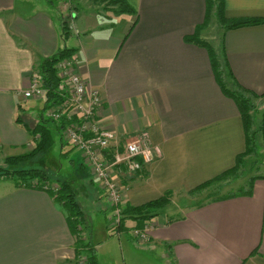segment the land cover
I'll list each match as a JSON object with an SVG mask.
<instances>
[{"label":"crops","instance_id":"0c3cea01","mask_svg":"<svg viewBox=\"0 0 264 264\" xmlns=\"http://www.w3.org/2000/svg\"><path fill=\"white\" fill-rule=\"evenodd\" d=\"M37 1L0 0V156L22 154L35 140L28 128L44 117L43 99L22 94L42 62L76 48L83 77L102 95L101 119L121 144L139 139L152 152L150 160L140 157L141 170L117 174L123 206L172 192L145 222L150 237L140 248H161L168 264H264V178L251 195L199 207L186 202L198 199L191 189L235 166L246 149L237 101L224 92L207 48L186 41L205 22L207 1L126 0L133 10L110 15L92 0H76L71 18L61 1H47L48 8ZM225 13L258 22L224 36L220 25L221 42H214L224 81L231 90L263 94L264 0H225ZM67 18L77 46L64 45L74 39L64 34ZM90 174L78 170L80 192L107 214L108 198ZM176 196L183 205L173 204ZM67 216L46 189L12 184L0 196V264H80Z\"/></svg>","mask_w":264,"mask_h":264},{"label":"trees","instance_id":"16d2710c","mask_svg":"<svg viewBox=\"0 0 264 264\" xmlns=\"http://www.w3.org/2000/svg\"><path fill=\"white\" fill-rule=\"evenodd\" d=\"M57 1L59 2L60 0ZM92 1L98 5L103 3L115 5L118 3V7L114 10L117 14L123 13L125 9L133 10L126 0ZM206 1L207 13L205 22L201 26L197 27L194 34L186 36V41L207 48L212 60L213 68L217 75V79L224 92L235 98L237 101L245 129L246 149L238 155L235 166L225 170L216 177L199 184L189 191L190 195L197 196L198 198L193 203L196 207L202 206L211 201H218L242 195H251L255 180L258 178H264V172H260L261 167L264 165V110L261 112L260 118L258 117L259 119H257L255 115L259 113V108L254 101V98L264 97V93L256 94L255 92L245 89L242 86H239V89L236 91L229 89L224 81L218 49L213 43L201 36L202 31L209 26L212 19H216L220 23L222 36H224L226 31L229 29L251 25L253 23H257L258 20L250 18L230 19L225 13V0ZM48 2L52 3L53 0H48ZM69 20L70 19L67 18L63 23L65 36H68L71 33L72 27ZM75 51L76 48H60L55 54L46 58L42 62L38 71L43 79L44 86L47 88V93L43 98V111L55 102L57 103L62 100V96L59 94L61 91L59 89L61 87V78L58 76L56 64L62 58L72 56ZM255 124H257L256 127ZM64 125L65 120L57 122L53 119L43 117L33 128L29 127L28 129L35 139L33 148L22 154L7 156L5 158L6 167L2 166L0 168V180L2 178L12 179L17 186L26 188L45 189L44 186L47 184H50L51 186L53 184L57 185L58 189L55 190L50 187L47 191L57 202L64 205L68 213L67 221L71 232L75 236L76 249L80 255L79 263L101 264L96 245L89 240V237H87L84 233V230L87 229L88 226L85 224L86 216L84 210L77 199L80 192V186L78 185L79 182L75 185L72 179L66 178L55 180L46 170L30 166V163L37 155L40 153H47L53 147L55 143V132H59L62 137V129L64 128ZM61 139L63 141V138ZM248 158L252 159V164L247 187L244 186L240 189L231 188L222 192L221 189L224 187V184L226 183L225 180L227 178L231 176L233 178L232 180H237L243 177V171L240 172V168L242 165L246 164V160ZM81 168L91 173L84 161L80 162V169ZM91 175L92 174H90V176ZM91 178H93V176H91ZM223 181L225 183H223ZM203 193H205V198L202 196ZM171 196L172 192L168 191L162 197L151 200L140 206L122 205V221L117 228L119 231H128L129 227L127 225V220L130 218L136 220L137 226L135 227L143 228L146 226V221L152 220L154 217L159 215L162 209L169 204ZM132 238L135 240L133 235Z\"/></svg>","mask_w":264,"mask_h":264},{"label":"built area","instance_id":"2783aa9c","mask_svg":"<svg viewBox=\"0 0 264 264\" xmlns=\"http://www.w3.org/2000/svg\"><path fill=\"white\" fill-rule=\"evenodd\" d=\"M61 78L62 96L44 111V117L57 122L65 120L62 138L78 149L88 166L93 179L104 190L112 207L113 226L120 225L123 216L124 191L117 174L137 172L143 168L140 157L145 161L152 158V152L146 143L134 140L121 144L118 134L101 119L103 98L101 93L83 77L76 55L62 58L56 64ZM47 93L40 73L36 74L30 86L23 91L26 99H43ZM58 189L57 185L47 184ZM149 226L135 227L132 235L138 242L149 240ZM121 235V233H118Z\"/></svg>","mask_w":264,"mask_h":264},{"label":"rangeland","instance_id":"374dc122","mask_svg":"<svg viewBox=\"0 0 264 264\" xmlns=\"http://www.w3.org/2000/svg\"><path fill=\"white\" fill-rule=\"evenodd\" d=\"M47 1L48 0H38L37 2L43 3V5L48 8ZM60 1V4L62 3L63 5V9H69L67 14L69 17H71L73 11L75 10V8H73V5L74 1L76 0ZM79 1L82 2V0ZM53 2L48 3L52 6L59 3L57 0H53ZM118 5V3L115 5L103 3L99 5V7L102 9V12L111 15L113 13L111 10H115ZM211 21L212 22L207 28L203 30V32H205V34L207 35L206 37L208 38V41L215 45L216 42H214V39L217 38L218 41H220L221 39L220 23L216 19H212ZM70 38L74 39L72 40V42H64V45L77 46L78 44L77 42H75V38H77L75 29L71 30L69 39ZM254 101L259 108V113L255 116L257 119H259L261 116V112L264 110V97L254 98ZM256 126L257 124H255V127ZM54 137L55 143L53 147L47 153H40L39 155H37L30 163V166L46 170L55 180L66 178L72 179L76 185V183L83 180V178H80V176L78 175V170L80 169L81 162V153L78 149L72 147V145L60 140L59 132H55ZM34 142L35 141L31 140L26 151H29L33 148ZM63 143H66V146L63 150H61V146ZM5 158V156H0V168L2 166L6 167ZM251 164L252 159L248 158L246 160V164L242 165V167L240 168V172L243 171L242 178L232 180L233 178L230 176L225 180L226 183L223 181V183L225 184L221 189L222 192H225L231 188L240 189L244 186L247 187ZM260 172H264V165L261 167ZM12 184H14L12 179L2 178L0 180L1 197L9 194ZM202 196L203 198H205V193H203ZM77 199L80 202L86 216L85 224L88 226V228L84 230V233L87 237H89V240H91L96 245L99 261L101 264H168L167 261L162 258L161 248L158 247L155 250H145L140 248L141 246L146 245L148 241L138 242L134 240L132 238V231L134 227L129 228L128 231H119L116 226H113L111 220V217L113 215L111 207V210H109L106 214L103 211V208L98 205V202L96 203L94 200H91L86 191L79 192ZM181 199L182 198L177 196L176 198L174 197L173 204L178 206L183 205L185 201L181 202ZM106 201L103 199V202ZM195 201L196 200L194 199H189L186 202L187 204H191ZM171 207L173 208V206H170L168 208L171 209ZM118 233H121V235H119Z\"/></svg>","mask_w":264,"mask_h":264}]
</instances>
